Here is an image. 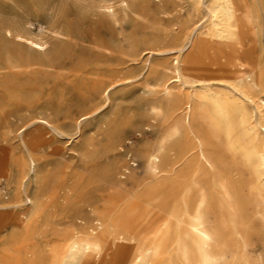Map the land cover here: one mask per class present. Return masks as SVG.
<instances>
[{
	"label": "rangeland",
	"instance_id": "rangeland-1",
	"mask_svg": "<svg viewBox=\"0 0 264 264\" xmlns=\"http://www.w3.org/2000/svg\"><path fill=\"white\" fill-rule=\"evenodd\" d=\"M214 1L0 0V264H135L128 256L140 246L157 264H187L170 214L177 176L198 155L188 122L209 154L230 155L210 103L202 108L195 99L190 118L181 109L204 84L176 74L200 47ZM233 1L236 53H229L241 58L257 105L225 82L208 85L244 101L261 126L264 0ZM192 41L184 52L158 53ZM160 149L156 168L150 157ZM239 168L247 183L251 166ZM243 198L238 225L222 195L211 202V219L223 225L224 262L264 264V210L247 188Z\"/></svg>",
	"mask_w": 264,
	"mask_h": 264
},
{
	"label": "bare ground",
	"instance_id": "bare-ground-1",
	"mask_svg": "<svg viewBox=\"0 0 264 264\" xmlns=\"http://www.w3.org/2000/svg\"><path fill=\"white\" fill-rule=\"evenodd\" d=\"M202 4L203 0H199L198 6ZM207 9L211 21L200 47L197 48L194 56L186 61L182 70H176L177 78H192L195 82L204 84L203 91L199 96L200 93L197 90L185 95L186 103L181 109L190 118L195 99L199 101L202 108L210 103L217 121L223 122L226 126L224 141L230 155L224 156L215 152L209 154L206 143L194 131L190 121L188 122L193 142L190 152L197 150L198 155L195 163H189L188 168L177 176V196L174 211L170 214L180 229V233L174 237V242L178 245L176 250L178 254H181L183 249L187 250L184 253L187 264H226L224 262L223 225L220 219L216 217L215 220L211 219V202L215 197L223 196L226 212L230 221L235 225H238L235 217L237 212L243 211L245 188L248 189L249 197L260 199L264 210V131L261 130L264 125L259 126L256 119L249 115L244 101L223 96L208 85V82L212 80L225 82L250 97V103L257 105L251 96L253 87L246 81V73L238 68L236 60L241 58L229 53L230 50L232 53H236L232 47L236 5L233 0H215L211 6H207ZM19 40L30 42L35 49L45 48V44L30 39L19 37ZM192 45L193 41L180 48L158 53L184 52ZM253 65V68L256 69L257 65L255 63ZM257 80L254 75L253 81L262 87L257 83ZM112 86L114 85L111 84L108 88ZM237 120H239V126ZM26 150L29 172H34L35 160L27 146ZM161 152L160 149L150 157V161L156 168L159 167ZM185 156L182 158L184 159ZM203 160L207 162L208 167H203ZM177 163L171 164L166 173L175 172ZM245 164L251 166L252 172L250 180L241 184L243 175L239 171V167ZM235 171H238V174H234ZM243 223L247 224V221ZM236 232L239 234V229ZM118 239L125 240L126 237H118ZM239 239H241V243H245V238L240 234ZM128 240L134 242L136 238L132 235ZM90 244L91 241H88V245ZM97 249L99 248L97 247ZM152 252L151 248L140 246L136 254L127 256L133 258L135 264H157L154 259L155 255L151 256ZM162 262L167 264V260H162Z\"/></svg>",
	"mask_w": 264,
	"mask_h": 264
}]
</instances>
